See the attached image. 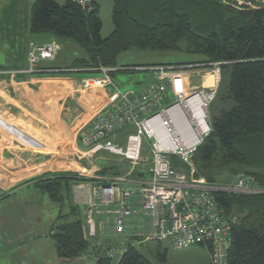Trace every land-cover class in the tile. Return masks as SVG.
<instances>
[{
    "label": "trees",
    "instance_id": "1",
    "mask_svg": "<svg viewBox=\"0 0 264 264\" xmlns=\"http://www.w3.org/2000/svg\"><path fill=\"white\" fill-rule=\"evenodd\" d=\"M225 1L113 0L114 31L103 38L95 0L88 7L71 0H64L63 5L55 0H35L26 28L31 36H51L61 46L73 42L84 51L83 57L67 67L55 65L59 58L43 65L62 71L51 76L79 71L71 73L90 77L100 73L89 70L125 68L119 67L118 61L132 50L185 53L202 58L191 64H220L221 80L210 109L212 130L193 158L196 177L220 185L227 183L218 182L224 172H228V183L243 174L264 190V9L240 10ZM19 2L12 0L5 6L4 26L12 24L11 15ZM23 50L24 64L17 69L26 68L28 43ZM109 168V175L116 176L130 166L125 170ZM104 169L101 175L106 174ZM80 181L76 173L60 172L25 183L61 207L50 229L57 258L70 263L92 257L93 264H112L124 250L118 264H155L130 243L121 250L118 241L107 243L88 237L83 208L73 196V188ZM214 197L232 224L228 264H264V193H215ZM65 210L69 213L64 214ZM109 244L112 246L104 253L100 246ZM167 256V252L157 250L155 259L158 264H166Z\"/></svg>",
    "mask_w": 264,
    "mask_h": 264
},
{
    "label": "built area",
    "instance_id": "2",
    "mask_svg": "<svg viewBox=\"0 0 264 264\" xmlns=\"http://www.w3.org/2000/svg\"><path fill=\"white\" fill-rule=\"evenodd\" d=\"M71 1L82 7L92 3V0ZM225 3L240 10L245 7L264 9V0H226ZM61 51L62 46L55 40L42 44L30 42L27 68L13 74L46 76L60 73L62 71L43 65L53 63ZM119 70L149 72L154 81L138 94L122 93L111 76ZM91 71L99 72L101 76L83 79L80 90L105 89L110 92L104 107L79 128L77 140L84 150L79 154L86 157L108 153L122 158L130 168L123 175L109 178L97 172L91 174L92 171L85 168L73 172L81 180L74 186L73 196L76 202H83L88 237L100 238V231L111 225L115 235L121 237L134 218L149 219L153 234L146 236V241H170L176 250L203 247L209 253L211 264H228L232 224L214 194H263L264 190L256 188L243 174L227 185H210L204 178L196 177L193 158L212 130L210 109L218 93L220 64L102 67ZM191 71H211L214 86L202 84L189 89L186 73ZM175 113L185 118L186 129L173 123ZM12 131L11 136L24 147L37 150L30 141L27 143L19 136L20 131ZM122 133H125L124 137H121ZM145 147L150 152L151 167L138 172L136 167L143 162ZM139 173L144 175L139 176Z\"/></svg>",
    "mask_w": 264,
    "mask_h": 264
},
{
    "label": "crops",
    "instance_id": "3",
    "mask_svg": "<svg viewBox=\"0 0 264 264\" xmlns=\"http://www.w3.org/2000/svg\"><path fill=\"white\" fill-rule=\"evenodd\" d=\"M95 2L97 3L96 0ZM2 12L3 10L0 9V26L4 27ZM4 28L8 29L7 26ZM15 35L17 34H3L0 40V52L2 51L3 54L5 52L6 55L4 60L0 61V200L2 197H10L11 195L8 194L14 190L21 189L24 186L29 187L25 185L26 182L43 175L36 172L38 168L46 169L49 167L50 169H59L62 167L60 165H62L65 158L69 156V153L67 155L65 153L74 152L73 156L76 153V156H78L80 152L84 151L77 140V132L98 110L104 107L110 92L105 89H93L88 92L80 90V84L83 79L100 77L101 75L90 77L82 75L76 78L72 75L61 77L13 74L27 68V65L24 69L16 68L24 64L22 58L24 45L26 46L30 42L42 44L54 40L51 36H31L29 29H27L24 35L21 36L23 39L26 37V42L23 45L22 40L18 43ZM5 37L8 40H5ZM18 44L20 53H18ZM67 45L62 46L59 59H57L58 61L55 64L56 66L67 67L71 63L63 62V52L68 47ZM186 55L190 57L184 59L175 58L149 66L183 65L202 61L200 56L193 57V55ZM128 71L141 72L135 70H125L123 72ZM199 72L191 71L186 73V84L189 89L201 87L203 80L200 78ZM153 81V74L150 73L144 89L129 92L138 94L147 89ZM10 123H23L24 125L35 127L46 138L40 140V142L45 144L47 149L50 150V153H46L50 157V160L37 158L33 151H28L26 147L14 139L10 132H14L12 129L15 128ZM15 130L20 131L18 129ZM20 132L22 135L19 133V136H23L24 141L27 143L30 141V144L37 150L41 149V145L37 139L31 138L24 131ZM124 135L125 133H122L121 137H124ZM57 149L60 155L58 151L55 154ZM59 159L60 161L63 160L61 164ZM80 168L82 167L80 166ZM104 168L102 166L101 170ZM109 169L107 168V170ZM76 203L81 207L83 205L82 201L77 200ZM149 233L153 234L152 222L149 219L141 221L134 218L130 228L124 236H121L120 240L126 245L130 243L137 248L136 243H145L143 239L149 236ZM136 234L142 237H136ZM102 240L107 243L109 240L115 241L113 238H102Z\"/></svg>",
    "mask_w": 264,
    "mask_h": 264
},
{
    "label": "rangeland",
    "instance_id": "4",
    "mask_svg": "<svg viewBox=\"0 0 264 264\" xmlns=\"http://www.w3.org/2000/svg\"><path fill=\"white\" fill-rule=\"evenodd\" d=\"M10 1L12 0H9V2ZM55 1L60 5L64 4V0ZM96 1L100 8V18L103 24L102 37L108 38L114 31L112 22L113 0ZM9 2L8 0H0V9L4 10ZM34 2L35 0H20L19 4L16 6V8H14V12H12L11 26L8 27V29L4 28L5 26H0V40L3 34H17L15 36L18 43H20L22 40V44L24 45L26 42V37L23 39L21 36H23L28 29L26 27L28 26L31 19V8ZM17 19L19 20L17 21ZM5 40H8L7 37H5ZM17 46L18 53H20L19 44ZM67 46L68 47H66V50L63 52L64 63H72L75 59L81 58L85 55L84 51L73 42H69ZM182 47H185V43H182ZM5 56V52L3 54L1 51L0 61L4 60ZM189 57L190 56L184 53L174 54L132 50L120 57L118 65L119 67L125 68L144 67L158 62H167L175 58L184 59ZM193 57H195V55H193ZM70 64H68V66ZM67 72H70V74L76 78L82 76L81 74L71 73L72 71ZM199 73L200 78L203 80L201 84H204L205 87L214 86V78L211 75V71H200ZM84 76L88 77V75ZM149 76V72L128 71L117 72L112 76V79L117 88L122 93H126L132 90L135 91L144 89ZM10 124L13 125L15 129L24 131L31 138H35L39 141L41 145L40 150H33L26 147L28 151H33L34 153H50V150L47 149L46 145L40 142V140H44L46 138H44V136H42L40 132L35 129V127L27 126L23 123ZM57 151L58 149L55 151V154ZM73 153L74 152L65 153L69 156L68 158H65L64 162L63 160L60 161L59 159L60 164L63 162L62 165H60L62 167L59 169H50L49 167L46 169L38 168L36 172L42 174L76 172L81 170V166L88 171L92 170L97 172L101 176L102 166L106 168H122L123 170L129 167V164L122 158L114 157L108 153L99 152L97 154H90L86 157L80 154L76 156L77 153L73 156ZM58 154L60 155L59 151ZM142 159L143 162L136 167L138 172H145L151 167V156L147 147H145L143 151ZM42 170L47 172H43ZM94 172L90 173L95 174ZM109 172L105 174L107 178L111 176L109 175ZM228 180V172H224L219 177L218 182H227L226 184H220L227 185L231 183H228ZM8 195L11 196L7 198L2 197L0 200V264H93L95 259L88 257H84L78 262L70 263H63L57 258L55 241L50 236V229L56 218H58L61 209L60 205L53 203L47 195L33 187L29 188L24 186L21 189L14 190ZM67 213H69V210L64 211V214ZM102 221H104V219H102ZM112 230V226L102 229L100 231V238H113L115 241L119 242L118 247L120 249H124L126 246L124 242L120 240L121 237L116 236ZM143 240H145V238ZM111 244L100 247L103 248L102 251H104V253H107L109 247L112 246ZM136 245L138 251L150 258L155 264H158L157 260L155 259L157 250H160L161 252H167L168 256L166 264H210L209 253L207 249L203 247L195 246L189 249L176 250L173 248L170 241L160 243L146 240L145 243L141 244L137 242ZM122 255L123 254L121 253L117 255L112 264H118Z\"/></svg>",
    "mask_w": 264,
    "mask_h": 264
},
{
    "label": "bare ground",
    "instance_id": "5",
    "mask_svg": "<svg viewBox=\"0 0 264 264\" xmlns=\"http://www.w3.org/2000/svg\"><path fill=\"white\" fill-rule=\"evenodd\" d=\"M172 117L174 119L173 123H176L177 125H180L181 129L184 130V129L187 128V124H186L185 118H183L180 113H175V114H173Z\"/></svg>",
    "mask_w": 264,
    "mask_h": 264
},
{
    "label": "water",
    "instance_id": "6",
    "mask_svg": "<svg viewBox=\"0 0 264 264\" xmlns=\"http://www.w3.org/2000/svg\"><path fill=\"white\" fill-rule=\"evenodd\" d=\"M35 156H36L37 158L42 159V160H50V157H49L48 155H46V154L35 153ZM108 171H110V169H109V170L104 169L103 172H104V173H107Z\"/></svg>",
    "mask_w": 264,
    "mask_h": 264
}]
</instances>
